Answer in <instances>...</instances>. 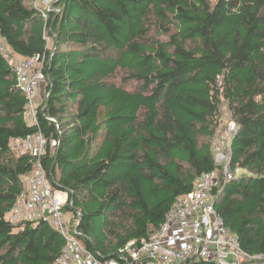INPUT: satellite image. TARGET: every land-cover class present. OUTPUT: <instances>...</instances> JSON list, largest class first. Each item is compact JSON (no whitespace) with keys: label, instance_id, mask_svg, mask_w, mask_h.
I'll use <instances>...</instances> for the list:
<instances>
[{"label":"trees","instance_id":"1","mask_svg":"<svg viewBox=\"0 0 264 264\" xmlns=\"http://www.w3.org/2000/svg\"><path fill=\"white\" fill-rule=\"evenodd\" d=\"M0 40V264H54L65 246L44 220L7 218L35 162L13 139L40 128L58 140L43 157L49 182L105 264L216 168L223 104L240 173L215 206L246 251L264 253V0H54L47 17L37 0H0ZM36 55L38 126L11 64Z\"/></svg>","mask_w":264,"mask_h":264},{"label":"built area","instance_id":"2","mask_svg":"<svg viewBox=\"0 0 264 264\" xmlns=\"http://www.w3.org/2000/svg\"><path fill=\"white\" fill-rule=\"evenodd\" d=\"M51 7L41 6L47 17ZM0 50L9 56V48L0 40ZM20 89L28 98V119L39 125L36 101L45 82L43 60L40 55L11 60ZM212 141L216 168L201 174L192 191L178 197L167 212L165 220L149 238L140 243L128 242L120 248V260L105 264H264V253L252 254L240 244L238 236L226 226L224 217L215 206L214 190L240 173L232 167L231 141L237 122L231 118ZM54 120V119H53ZM57 139L48 140L38 128L25 137L17 138L15 148L29 152L35 162L27 176L29 198L24 207H15L12 221L41 219L59 229L66 244L54 264H99L96 254L75 232L70 233L63 206L68 197L51 186L43 157L48 147L54 148ZM50 145V146H49Z\"/></svg>","mask_w":264,"mask_h":264},{"label":"crops","instance_id":"3","mask_svg":"<svg viewBox=\"0 0 264 264\" xmlns=\"http://www.w3.org/2000/svg\"><path fill=\"white\" fill-rule=\"evenodd\" d=\"M7 45V44H6ZM8 46V45H7ZM9 48V47H8ZM10 53V52H9ZM15 59L16 60H18V59H20V57H15ZM42 89V88H41ZM41 92H42V90H40ZM41 92H40V95H39V97H38V99H37V101H36V105H35V108H37L38 107V105H39V103L42 101V99H43V94L41 95ZM223 118V117H222ZM27 121L28 122H31L30 121V119H28V117H27ZM32 124V123H31ZM16 142H17V138H15V139H13L12 141H11V145H12V148H13V150L16 152V153H18V154H20V153H22L20 150H18V149H16L15 148V146H16ZM30 174V172L28 173V174H25L24 176H23V181H24V186H25V190L23 191V193L19 196V198H18V200L16 201V203H15V205L13 206V208L11 209V211H9V213H7V218L8 219H12V216L14 215V213H15V207H17V206H20V207H24V205H25V203H26V201H27V199L29 198V191H28V184H27V176ZM200 177H198V179H199ZM198 179L195 181V184L197 183V181H198ZM51 184V183H50ZM195 184H194V187H195ZM193 187V188H194ZM61 194H64V195H66L67 197H68V194L67 193H65V192H61ZM74 214L72 213V215H70L69 214V212H66V218H67V220H68V227H69V231H70V233H72V232H74V228H73V226L71 225V222L72 221H74ZM25 220H28V219H23V218H21L20 220H14V221H12L13 223H15V224H18V223H20V222H22V221H25ZM41 219H37V220H30V221H36V222H39ZM49 224V223H48ZM58 231H59V229H57ZM230 231H232V230H230ZM60 233H61V231H59ZM233 232V231H232ZM233 233H235V232H233ZM62 234V233H61ZM236 234V233H235ZM63 235V234H62ZM64 236V235H63ZM65 238V237H64ZM65 244H66V239H65Z\"/></svg>","mask_w":264,"mask_h":264},{"label":"rangeland","instance_id":"4","mask_svg":"<svg viewBox=\"0 0 264 264\" xmlns=\"http://www.w3.org/2000/svg\"><path fill=\"white\" fill-rule=\"evenodd\" d=\"M53 1L54 0H37V4L40 5V6H44V7H48L49 8V7L52 6V2ZM48 45L51 46V40L50 39H48ZM43 87H44V83H43L42 89H41L42 90L41 95L43 94L42 96H44ZM222 114L225 116V118H228V119L232 118L231 115L228 113L226 104H223V113ZM220 123H221V127H222L221 131H222L223 128L227 125L228 120L221 118L220 119ZM221 131H220V133H221ZM231 143H232V141H231ZM69 214L72 215V212L69 211Z\"/></svg>","mask_w":264,"mask_h":264},{"label":"water","instance_id":"5","mask_svg":"<svg viewBox=\"0 0 264 264\" xmlns=\"http://www.w3.org/2000/svg\"><path fill=\"white\" fill-rule=\"evenodd\" d=\"M143 264H153V263H148L147 261H144Z\"/></svg>","mask_w":264,"mask_h":264},{"label":"bare ground","instance_id":"6","mask_svg":"<svg viewBox=\"0 0 264 264\" xmlns=\"http://www.w3.org/2000/svg\"><path fill=\"white\" fill-rule=\"evenodd\" d=\"M237 129H238V124H237ZM237 129H236V131H237Z\"/></svg>","mask_w":264,"mask_h":264}]
</instances>
